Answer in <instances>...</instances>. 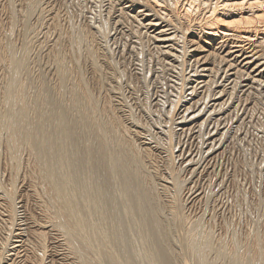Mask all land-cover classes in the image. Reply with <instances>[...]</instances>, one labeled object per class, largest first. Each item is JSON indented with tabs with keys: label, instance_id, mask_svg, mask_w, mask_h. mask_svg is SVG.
<instances>
[{
	"label": "bare ground",
	"instance_id": "bare-ground-1",
	"mask_svg": "<svg viewBox=\"0 0 264 264\" xmlns=\"http://www.w3.org/2000/svg\"><path fill=\"white\" fill-rule=\"evenodd\" d=\"M25 1L27 3V10L25 12V16H27V15H30L35 10V8H37L36 6L38 5L36 2L37 0H25ZM96 1L102 2L104 0H96ZM18 2L19 0H0V27L3 24L2 21L5 20V22L7 23V34L9 36L10 34H12L14 30V26L17 21V16L21 15V14L17 15V10L19 11V8L17 7L20 6L18 5ZM145 2L146 4H148L147 7L152 5L154 9L152 10L158 15L159 13L161 14L160 16H158L159 18H157V14H153L156 16L155 19L160 20L161 22L156 21V23L155 22L153 23V21L150 19L151 16H149L148 13L147 14L144 13L145 9H142V8L143 7L147 8L145 4H143ZM102 3L104 4V2ZM189 3H190L189 7L191 8V6H193V9H194L195 4H196L195 6L196 8L201 7V5L202 6L204 5L205 7V5H211L212 0H191V2ZM192 3H194V5ZM103 4L101 5L103 6ZM213 4L214 5L211 6L212 8L211 7L208 8L209 9L207 11L208 15L206 14V16L203 18L195 17L194 19L192 18L191 15H190L191 17H189V11L191 10L189 9V7H188L189 11H187L188 13L182 12L183 13L182 15L177 16L178 20L183 19L186 22L188 26L186 29L187 30L186 32H188L189 30L192 31V28H194V30H197V32H202L203 34L208 36L210 39L219 38L223 41L228 40L230 45L221 44L219 46L218 48L219 50L217 51V56L219 57L218 59L219 61H217L218 64L217 63L216 65L213 64L212 67H207L206 66L207 61L203 60V58L195 59L193 63H190L189 59L191 58V56H193L192 54L189 53L188 49L190 47L189 48L187 47V44H190V42H188V40L184 37L185 34L183 35V33L181 32L182 37H180V35L178 34V32L180 33L179 26L177 25L179 21L176 22L177 24L167 22L166 18L167 16L172 15V10L168 8L169 5H166V3H164L163 0H107V4L104 5L106 7L102 9L103 11H105L104 14L106 18L102 17L103 19L101 18L102 20H100L101 22L98 24L95 22L97 29L95 31L92 30L95 32L96 35L98 34L100 36L98 38V41L96 39L97 36L89 32L88 30L90 29L89 27L87 28L88 32H86V30L84 32L82 30L84 28L82 29L80 28L81 32L78 30V32L77 31L71 32L69 35L66 34L65 36V39H66L65 41L67 42L68 47L66 48L64 46L66 51H64V48H63L62 52L63 53L66 52L65 56L67 55L68 58L64 56L60 58L59 57L60 54L58 55V52H56V50H51V52L53 51L52 56L53 58H55L57 62L56 64L57 66H55V69L54 68L53 69L57 71L60 68L59 71L61 70L62 73H65V72H68L69 69L70 70L76 69L78 62L80 60V58L78 57L80 55L78 54H81L79 53L80 51L79 48L80 46L83 47L81 43L86 44V49L84 50V47L82 48L83 51H85V53L84 55L83 54L81 55L83 57L85 56L84 58L90 61V64L92 65L91 68L95 70V74H93L95 75V78L92 77L94 84H91L92 86L95 85L94 86L95 87L94 88L95 89V111H94L95 113V136H93L94 135L93 134L91 137L95 140V146H94L95 148L84 145V142H83L84 140L81 137H79L82 135L81 134L78 135V132H77L78 130L77 131L75 130L77 133L73 131L72 126L69 124V122H67L66 113L65 112L58 113V110L57 112H53L52 114H46V113L41 114L40 113L41 114L39 115L40 120H41L40 125L37 124L38 119H36L37 121L36 125H35V122L33 124L36 128H38V131L37 133H32V131L36 132L35 131L36 129L35 127H34L35 130L32 129L33 127L31 126L33 125H31L30 120L27 119L28 113H26L27 110L23 103V98H24L23 82L26 79L23 78L25 79L23 81L20 79V75H22L20 73L22 71H19L22 68L24 69V67H27L29 64L27 65V63H25L24 61L25 59L21 60V59L14 58V53L12 51V46H11L12 43L10 44V42L13 40H11L10 42L4 41L6 39L9 40V38H6L4 36V32L6 30L2 31L0 29V64L3 62L4 66L7 64L10 67L11 69L10 74L6 71L7 74L11 75L9 78L8 85L11 84L14 87V91L8 93V95L6 96V100L9 99V103L12 101L13 106H14L13 108L12 107L10 108V112H9L10 115L8 117V120L5 121V123H3V126L5 124L7 126V129L9 130L7 134V142L10 145V148L13 149L15 154L19 153V150L21 149L23 145H25L27 148L28 146H30V149H28L30 151L28 152L29 154L31 153L30 157L33 156L32 157L33 160L32 158L30 160H32L34 163L33 168H34V175L36 177L34 179L38 178L40 182L43 184L42 190L44 191V194L46 197L47 206L48 208H50V211H51V213L48 212L49 213L48 219L52 220L54 222L52 223L56 224V226H58V228L63 231L64 236H66L65 238H67V242H66L67 245L70 246V248L74 249V251H76L80 255L81 257L80 259H82L83 264H138V263L141 264L142 260H144L142 263L147 262V264H174V262L176 261L172 258L173 256L171 257L173 253H170L169 255L168 246L173 243L169 239L171 237V235L169 237L171 225H173V222H176V223L178 222L179 225L182 226L180 224V221L181 222L183 220L185 221V218H186V216L184 215L185 212L184 214L182 213L183 212L182 209L184 208H182L183 204H181L180 200L184 199L188 203L189 202L188 200L190 198L192 200V197L194 194H196V192L203 191V189L201 191L199 190L201 187L199 188L196 187L197 180L202 178L203 176L202 173L205 171L206 167L209 165L208 163L210 162V160H212L211 155L214 154L218 149L222 148V145L225 144V141L227 142L226 135L229 130L228 128L230 127L228 126V122L232 120L233 118L235 119V122H237L239 117L242 116V113H243L242 111H244L245 109L243 106L245 104V103L243 104V99L246 102L248 101L249 104L255 101L254 100L255 98L249 97V93L251 92L253 86L251 87V85H248V83L246 84L242 83L244 82L245 79L252 80L253 78V77L251 78L247 77L243 79L244 75L249 76V73L246 72V69L249 66H251L253 63H255V61H259L255 64L253 68H256V66L257 68L263 67L261 68V70L259 69L260 71L257 73V75H259L260 77L261 76L264 77L263 75L264 53H259L260 50H258V48L256 51V47H260V46L264 47V7L262 10H260L261 13L251 12V14L249 15L240 14L239 17H237V19L236 18L228 19L229 18L228 14H226L225 12L220 13V11L217 12L218 10L216 9L217 6L218 7L221 6L220 8H226V7L235 8L236 6L237 8V7H242L246 4H248L246 6H248L249 8V7H254V4H257L256 6H258V4L259 5L264 4V0H215ZM136 5L138 6L135 7ZM44 7L41 8L40 10L38 9L40 13L44 12V13L49 14L50 12L48 13L49 11L48 8L45 9ZM86 9L87 8H85V10ZM133 9H135V15L132 16V18H130L128 11H131ZM80 10H81V5H80ZM21 11H19V13ZM76 11L78 10L76 9ZM100 12H101V9H100ZM52 13L54 14V12ZM192 13H194V11ZM44 15L42 17H44ZM106 19L107 21L113 20L114 27L127 25L129 27L135 28V26L132 25L133 22L135 21L138 22V25L136 26V30H133L131 28L133 36L127 39V42L125 41L122 44L120 42V45L118 46L115 42L117 38L110 37L111 39H109L107 37L109 36L108 35L109 33L107 31ZM131 19H134V20H131ZM141 19H146L149 22L144 24ZM51 20L53 21V23L57 22V17L53 15ZM42 21L44 20H41V24H42ZM65 21H67V19ZM70 22L71 21H69V23L67 24L69 25ZM163 22H165L164 25H162ZM56 24L58 25V23ZM53 26L52 27L50 26V27L53 29ZM60 26H63V25H60ZM70 27H71V24H70ZM59 28L60 27L57 28L58 31H59ZM150 28H155L154 30L156 31L159 29V31L157 32V34H150L148 31ZM28 29H31V28H28ZM67 29H70V28H67ZM112 29L115 30V28H112ZM142 29H144V31H142ZM61 30L64 32L62 27H61ZM154 30L151 32H154ZM21 32H23V30ZM25 33L27 35V33L29 32L26 31ZM32 34L35 37L34 33ZM93 35H95V38ZM119 35H122V34H119ZM161 35H164V36L160 37ZM47 36L46 38H48ZM125 36L126 35H124V37ZM24 38H26V36ZM33 38L32 39L30 38V39L33 40ZM30 39H27V40H30ZM108 39L112 40V43L116 45L115 48L112 50V52L109 51L111 49L110 47H108V41H109ZM60 40L59 42L62 41ZM29 42H27V44ZM166 42H171V43L170 45L164 46L163 44ZM42 43L43 42H41V44ZM61 43L58 44L59 47L62 45ZM180 43H182V45H180ZM54 46L52 45V47ZM177 46L180 49H177ZM227 47H228V50L226 51V53H224V55L223 54L221 55V52L225 51ZM23 49L24 51L26 50L28 51L27 53H29L30 49L29 50H27V48H23ZM171 50L178 52L179 55L171 53ZM234 53L235 55L233 56ZM25 54L26 53L24 52V56ZM115 54H116V58L114 57ZM138 54L144 55L145 59L143 58L139 60L138 57L140 55L138 56ZM188 54H190L191 56L188 57ZM232 56L233 58L229 60L227 59ZM185 57H187L188 60ZM49 58H52V57H49ZM63 58L68 59V61L65 60L67 61L65 63V61L62 60ZM239 58H240V62L236 63L239 61ZM85 59L83 61L84 63H85ZM259 59H261L263 62H261ZM52 61L53 59L51 60V62ZM223 62L224 64H222ZM242 62H243L242 66L237 68V66ZM202 63H205V64H202ZM137 65L140 67H136ZM225 65L226 67H224ZM56 67L58 68L56 69ZM242 67L244 68V70H241ZM233 69H235V72L234 71L232 72L234 77L231 80V77L228 75L227 71L233 70ZM220 73H222L223 76H221ZM59 75H57L58 78L62 76L61 77L62 79L59 78V80L60 79L63 80L65 75L64 76L61 74ZM78 75L80 74L78 73ZM76 76H73V77H76ZM66 77L68 80L69 77L68 76ZM79 77H76L77 87L74 85L76 87L77 95L83 98V100L86 101V104L88 106H92L94 104V100L91 97L92 95H90L91 93H89L88 90L85 89V86H83L85 85V83L87 84V82L82 84V81L80 79L82 78L83 80L84 77L83 76H81V78ZM74 80L76 79L74 78ZM260 82H262V80ZM260 82H259V85L262 84ZM74 83L71 82V85ZM67 86L68 85H66V89H67ZM74 86L72 87V89L74 88ZM150 86H152V90H153L152 92H150L151 90H149ZM245 87L247 88L243 89ZM58 88H60V85ZM61 88H64V87L61 86ZM88 88L90 89V87ZM72 89H69V90H72ZM65 90L62 89V92L67 91ZM239 92H241L242 94H246V95L241 96L239 95ZM64 95L65 94H63V96L61 97H64ZM142 95L143 97H141ZM67 96L68 95H66V98ZM171 96L174 97V100L172 99ZM39 97H35V102L41 101L40 99L37 100ZM11 98H13V100H11ZM44 98H47V97H44ZM194 98H197V99L194 100ZM250 98H252L251 101H249ZM32 100L34 101V99ZM210 101H217V103L214 102V104L211 103V105H209ZM258 101L259 100L255 101L253 106L251 105L253 107L252 108L253 111L254 109H256L255 105L259 103ZM6 102L8 103V100ZM41 104H44V103L41 101ZM74 104L76 103L74 102ZM165 104H167V107H170V108L166 109L164 107L166 106ZM186 104H189V105H186ZM195 104L196 105L200 104L201 107L200 109L198 108L199 110L197 111V113L196 112L194 114L192 113L193 115H191L190 117L191 119H193V117H195L196 115L197 116L200 115V113L203 110H205L208 105L211 107V110L209 109V111L206 109L210 115L209 118L205 117L209 119V122L207 121V127L204 126L205 128H203V125L202 127H200L202 123L200 125L197 124L200 128H203L202 130L199 128L200 130L198 131L197 130L198 128L196 126L197 132L196 130L193 131V129H191V127L189 126L188 128H184L183 126L178 128L179 125L187 124V123L182 124V123H185V121H188V119H190V118H187V115L185 114L190 110H195V106H196ZM37 105L38 104H36V107ZM193 107L194 109H192ZM55 108L59 109L58 107H55ZM180 108H183V109L180 110ZM65 109L66 108H64V110ZM40 110H38L37 112H39ZM180 111L181 112L183 111L182 115H179ZM35 113L36 112L34 111V114L33 113L32 114L35 115ZM214 114L219 115V117L217 118L212 117V115ZM5 115L8 116L7 113H5L3 115L4 118L6 117ZM263 116H264V113H263ZM4 118L0 120V123L4 122L3 121ZM49 122L54 123L55 124L54 127L58 128V130L55 131L56 134L54 132L55 135H53V133L50 136L45 134V130L46 129L48 130V128L46 127L48 126ZM53 125L51 126L52 128H53ZM88 125L90 126V124ZM209 125H211V127ZM237 125L239 124L237 123ZM83 126H84L83 129L86 128L85 125ZM1 129L5 130L3 127H1ZM80 129H82V126ZM91 129L89 131V128H88L89 133L92 132ZM43 130L44 132H42ZM47 130H46V133H49V134L50 132H52L51 130L54 131V129H51V128H50V132L49 130L48 131ZM81 132H83V130ZM84 138H85V135H84ZM80 139L83 145L81 144ZM68 140L70 143L68 142ZM67 142H68L67 145L70 144V146H73L71 154H66L67 152L63 153L64 151H62L63 148H65L64 144H66ZM87 142L88 141H86V143ZM91 142L92 141L90 140V143ZM27 143L29 145H26ZM218 154H220L221 156L222 153H218ZM18 157L20 158L21 155ZM15 161H18L17 158ZM84 167H87L89 171L88 172L89 174L86 177V179H84V174H83ZM207 180L208 182H210L209 179ZM203 181L204 180H202V182ZM202 182L200 181L199 183L202 184ZM215 184L213 185V187L215 186ZM219 184H220L219 186H221V183ZM91 185H92V188H91ZM219 186H217L218 189H220ZM210 188L211 186H208V189H209L208 192H210ZM74 189H78L77 190L79 191L78 194L73 193L75 192ZM204 192L205 191H203V193ZM5 195L9 196V192H5ZM207 195L209 196V193ZM35 197H38V196H35ZM7 199L6 201L2 199L3 203H1V206L4 207V210L7 212L6 216L8 217H7L6 223H9L7 224V226L11 228V226L14 224L12 223L14 206H13V203L11 204L12 201L9 202L10 198L8 200ZM208 199L210 198L208 197ZM193 200H196V199H193ZM206 201H204L205 205L202 202L200 203H202L203 206H207ZM210 202H212V200ZM213 203L214 202H212V204ZM218 203L221 204L220 202ZM190 204L188 206H190ZM213 207L215 208V206ZM48 208L46 209L48 210ZM198 209H196L195 211H198ZM2 211H3V208H2ZM195 211H193V213ZM205 212L206 211H204L202 214H204ZM191 213L192 212L190 210L189 214ZM202 214L201 213L198 214L199 215L198 217L201 218L200 215L204 216ZM202 219L203 218L198 220V218L196 217V219L194 220L195 222L192 221L191 228H190V225H188L189 229L187 228V230L185 229L186 231L184 230V232H186V236L185 238H183L184 237V234H183L182 238L185 240L183 245H185L184 247L186 249L184 250L189 254V256H191L195 260V262H192V263L211 264L210 263L211 261L209 262V260L206 259V253L211 248V242L215 246L217 244L213 243V240H212L214 238V237L212 238L213 234L211 235L209 231L203 230L205 221L204 223H202ZM212 219L213 218H211V220ZM186 221L188 222V220ZM3 223H4L3 220L0 221V239H1L0 241H1V245L3 244L6 245V243L8 242L9 236L7 233H6L7 235H3V233L5 234V232H8L10 229L9 228H8L9 230L4 229L8 231L3 232V226L4 225L6 226V223L5 224ZM185 223H184V226L186 225ZM177 224H176V227L179 226V225L177 226ZM176 227L175 228L171 227V229L176 230ZM171 231H174V230H171ZM1 233H2V237H1ZM250 233H251L250 237L247 235L248 237L247 239H249V241L244 238L247 242H249L246 247L247 250L245 252H243L244 249L238 250V247H237L238 243L235 244L237 247L236 249L238 251H242L241 253L236 252L235 249H234L235 251L233 252V247L230 248V246H234L233 244L230 243V246L226 245L227 238L225 239L223 237L221 238L217 237L218 238L217 242H219V245L222 246L223 250L224 249L227 250L228 251L227 253L232 252V255L230 257L228 256L229 259L226 256L229 262L227 263V261L225 260L226 261V262L224 261L225 263L227 264H257L258 262L257 259L261 258L263 251L259 243V239H257V233L255 231H252ZM34 234L35 233H33V235ZM131 234H134V235L132 236ZM232 235H235V233ZM168 239L172 243H170ZM232 239L233 237H231V240ZM244 239L243 241H245ZM37 240H39L38 235H37ZM133 240H136L135 241L136 244L134 245H137L139 247L138 244H140V248H137V246H134L132 244ZM15 241L17 242V240ZM12 248H9V250ZM172 248L174 249L173 246ZM181 249L183 250V247ZM224 251L221 254H226V252ZM209 253L210 252L207 253V256H209ZM72 254H73V250H72ZM0 256H1V253H0ZM184 256H187V255H184ZM189 256L187 257L188 259H189ZM191 257L190 259H192ZM0 258L2 259V256ZM175 259H177V257H175ZM224 262L221 261V264Z\"/></svg>",
	"mask_w": 264,
	"mask_h": 264
},
{
	"label": "rangeland",
	"instance_id": "rangeland-1",
	"mask_svg": "<svg viewBox=\"0 0 264 264\" xmlns=\"http://www.w3.org/2000/svg\"><path fill=\"white\" fill-rule=\"evenodd\" d=\"M95 1L96 0H83V1L82 0H44V1L43 0H37L36 1L37 2V5H38V6H36L37 8H35V10L30 15L25 16V12L27 10V3H26L25 0H19L18 5H20L21 7L19 6L17 8H19V11H21V10H23V11H21L19 13V11L17 10V15H20V14L21 15L20 16H17L16 23L17 22H19V23H17V24L15 23L14 30H13L12 34H10V36L7 34V23L5 22V20L2 21L3 22V24H2L3 27L2 26L0 27V29L2 31H5L6 30L4 32V36L6 38H9V40L6 39V38H4V39H6L4 41L10 42L11 40H13V41L10 42V44L12 43L11 46H12V51L14 53V58L21 59V60H24L25 59L24 60L25 63H27V65L29 64L28 66L25 65L28 68L27 67H24V69L26 71L22 68L24 71L21 69L19 71H22V72L21 73L19 72V73L22 74V75H20V79L22 81L26 79L23 82V91H24L23 103H24L25 108L27 110L26 113H28L27 114V117H28L27 119L30 120L31 125H33L34 122H35V125H36V122H37L36 119H38V123L37 124L40 125V121L41 120H40V116L39 115H41L43 113L52 114L53 112H57V110H58V113L59 112H65L66 115H67V122H69V124L72 126L73 131H75V130L77 131L78 130L77 131L78 132V135L81 134L83 136V137L82 136H79V137H81L84 140L83 141L84 142V145L85 146H91V147H94L95 146V140L93 138H91L93 134H94L93 136H95V113H94V111H95V89H94L95 87L94 86L95 85H93V86L91 85V84H94V81H93V78L92 77L95 78V75H93V74H95V70H93V68H91L92 65L90 64V61L86 60L84 58L85 56L83 57L81 55V54L84 55V53H85V51H83L82 48L84 47V50H85L86 49V44L85 43H81V45H83V47L80 46V48L82 50L79 48V50H80L79 53H81V54H78V55H80L78 57L80 58V60L78 62V65H77L76 69H74L75 71L69 69L68 72H65V73H62L61 70L59 71L60 68L57 71L54 70L55 69V66H57L56 65L57 62H56L55 58H53V56H52V52L53 51L51 52V50H56V52H58V55L60 54V56H59L60 58H62L63 56L66 57V58H68L67 55L65 56L66 52L65 53L62 52L64 46L66 48L68 47L67 42L65 41L66 40L65 39L66 34L69 35L71 32H75V31L78 32V30L80 31L82 28H84V29H82L84 32H85V30H86V32H88V30H89V32H91L92 34H95L94 31L97 29L95 22L98 24V23L101 22L100 20H102L104 17L106 18L105 14H104L105 11H103L102 9L106 7L104 5L107 4V0L102 1V2H104V4L102 2H98V1L95 2ZM163 1H164V3H166V5H169L168 8H170L172 10V15L171 16H167V18L165 17L166 20H167V22H169V23L171 22L173 24H177L176 22L179 21L177 25L179 26L180 33L178 32V34L180 35V37H182V34H181V32H182L183 35L185 34L184 37L188 40V42H190V44H187V47L188 48L190 47L188 49L189 50V53L193 55V56H191L190 54H188V57L191 56V58L189 59L190 60V63H193L195 59H198V58L201 59V58H203V60H206L207 61L206 62V66L207 67H212V65L213 64L216 65V63L218 64V62H217V61H219L218 60L219 57L217 56V51L219 50L218 48H219V46L221 44H224V45L228 44V45H230L229 42H228V40L223 41V40H221L219 38L210 39L208 36H206L202 32H197V30H194V28H192V31L189 30L188 32H186L187 31L186 29L188 27L187 24H186V22L183 19L178 20V18H177V16L182 15L184 12L188 13L187 11H189V9L192 10V11L191 10L189 11V17L192 16V18H194V19H195V17L196 18H203V17L206 16V14L208 15V13H207V11L209 10L208 8H210L212 5H214L213 2H215V0L214 1L212 0L211 5H205V7H204V5L203 6L201 5V7H203V8H201V7L196 8L195 7L196 4L194 5V3H192L194 5V9L195 10L198 9L196 11L193 9V6H191V8L189 7V4H190L189 2H191V0H178L179 2L176 1V0H168V1L166 0L167 2L165 0H163ZM38 2H40V3H38ZM84 2H85V4H84ZM89 2H91V3H89ZM89 4H91V5H89ZM101 4H103V6ZM143 4H145L146 7L148 5V4H146V2L143 3ZM80 5H81V10H80ZM186 5H187V7H186ZM246 5H248V4H246ZM246 5H244L242 7H237V8H236V6H235V8L234 7L220 8L221 6H219V7L217 6L216 9L218 10L217 12L220 11V13L225 12L226 14H228L229 15V18L228 19H235V18L237 19V17H239L240 14H244V15H247L248 14L249 15V14H251V12L261 13L260 10L263 9V7L261 8L259 6V4H258V6H256L257 4H254V7L256 6L255 8L254 7H249L248 8V6H246ZM137 6L138 5H136L135 7H137ZM43 7L45 9L48 8V10H49L48 13L50 12L49 14H51V15H49L47 13H44V12L43 13H40L39 10L41 8H43ZM149 7H151V8H149ZM188 7H189V9H188ZM85 8H87V9L85 10ZM116 8H117V6H116ZM253 8H254V10H253ZM54 9H55V11H54ZM76 9L78 11H76ZM100 9H101V12H100ZM142 9H145V12L144 13H146V14L148 13V15L151 16L150 19L153 21V23L154 22L156 23V21H160V20H156L155 19L156 16L153 15V14H157V13H155L153 11L154 9H153L152 5L148 6L147 8H144L143 7ZM223 9H225V10H223ZM193 11H194V13H192ZM52 12H54V14ZM65 12H66V14H65ZM77 12H79V13H77ZM128 13H129L130 18H132V16L135 15V9H133L131 11H128ZM225 13H223V14H225ZM67 14H69V15H67ZM43 15H44V17L46 19L44 17H42ZM53 15L57 17V22H54L53 23V21L51 20L52 17H53ZM160 15H161L160 13H159V15L157 14V18H159L158 16H160ZM63 18H64V20H63ZM65 18L67 19V21H65L66 20ZM139 18H141V17H139ZM41 20H44V21H42V24L43 25L41 24ZM131 20H134V19H131ZM141 20H142V22L144 24H146V23L149 22L146 19H141ZM182 20H183V22H182ZM69 21H71L70 22L71 27H70V24L69 25L67 24V23H69ZM106 21H107V19H106ZM47 23H48L49 26L47 25ZM52 23L54 24V26H53ZM56 23H58V25ZM65 23H66L67 26L65 25ZM139 23H140V21H139ZM59 24L60 25H63V26H60ZM164 24H165V22L162 23V25H164ZM116 25H117V23H116ZM132 25H134L135 28L134 27H129L127 25L126 26H123L122 25V26L114 27L113 20L107 21L106 26H107V31L109 33L108 34L109 36H107V37L109 39H111V38H117L115 42L119 46L120 45V42H121V44L123 42H125V41L127 42V39H129L130 37L133 36L132 31H131V28L133 30H136V26L138 25V22L135 21V22H133ZM4 26H5V28H4ZM50 26L51 27L53 26V29ZM54 27H55V29H54ZM58 27H60L59 28V31L57 29ZM61 27L64 30V32L61 30ZM85 27H86V29H85ZM88 27L91 30L90 29L87 30ZM91 27H93L94 29L91 28ZM15 28H17L18 30L15 29ZM28 28H31V29H28ZM34 28H35V30H34ZM65 28L66 29L67 28H70V29H67L66 30ZM112 28H115L116 31L114 29H112ZM21 29L23 30V32H21L22 31ZM51 29H52V31H51ZM154 29L155 28H150L148 30L149 33L150 34H157V32L159 31V29L157 31L154 30ZM188 29H190V28H188ZM92 30H94V31H92ZM153 30H154V32H151ZM26 31L29 32V33H27V35L25 33ZM48 31H49V33H48ZM142 31H144V29H142ZM32 33H34L35 37L33 36ZM123 33H124V35H126L125 37H124ZM119 34H122V35H119ZM95 35H93L94 38H95ZM25 36H26V38H24ZM27 36L30 37L31 39L33 37L34 38H33V40H31ZM46 36L48 38H46ZM96 36H97L96 39L98 41V38L100 36L98 34ZM163 36L164 35H161L160 37H163ZM27 39H30V40H27ZM44 40H45V42H44ZM59 40L62 43L59 42ZM180 40H182V39H180ZM24 41H26V42H24ZM31 41H32V43H31ZM27 42H29V43L27 44ZM41 42H43L42 43L43 45L41 44ZM195 42H197V43H195ZM59 43L62 44V45L60 44L61 45L60 47L58 46ZM170 43L171 42H166L163 45L164 46H167V45H170ZM24 45H26V46L28 45V46L26 47ZM52 45L53 46L56 45V46L52 47ZM180 45H182V43H180ZM22 46H23V48H27V50L30 49L29 50V53H27L28 51H26V50L24 51V49L22 48ZM115 46L116 45L114 43H112V40H109L108 41V47H110L111 50H109L107 47L106 48L110 52H112V50L115 48ZM20 47H21V49H20ZM257 48H258V50H260V52L258 51L259 53H264V47H261V46L260 47H256V51H257ZM177 49H180V48H178V46H177ZM33 50H35V51H33ZM227 50H228V47L226 48L225 51L221 52V55L222 54L224 55V53H226ZM64 51H66L65 48H64ZM211 51H213V52H211ZM24 52L27 55L25 54V56H24ZM171 53H174L176 55H179L178 52H175L174 50L173 51L171 50ZM234 55H235V53L233 54V56ZM26 56H27V58H26ZM138 56H139L138 57L139 60L140 59H143V58L145 59L144 55H142V54H138ZM233 56L232 57H229L227 59L229 60V59L233 58ZM49 57H52V58H49ZM114 57L116 58V54L114 55ZM66 58L65 59L63 58L62 60H64V61L67 60L68 61V59H66ZM185 58L188 60L187 57H185ZM52 59H53V61H52L53 63L51 62ZM84 59H85V63L83 62ZM259 60L261 62H263L261 59H259ZM64 61H63V63H64ZM67 61H65V63ZM88 62H89V64H88ZM224 62L222 64H224ZM239 62H240V58H239V61L236 62V63H239ZM257 62H259V61H255V63H253L251 66H249L246 69V72L249 73V76L244 75V78H243V79H245L247 77L248 78L253 77L252 78L253 81L252 80L245 79L244 82H242V83H244V84L248 83V85H251V87L253 86L252 87V90H251L252 93L251 92H250L251 94L249 93V97L255 98L254 99L255 101L259 100L258 101L259 102L258 103L259 105L256 104L255 105V108L256 109H254V111H253V109H252L253 107L252 106L254 105V102L255 101L253 100L254 102H252V103L249 104L248 101L246 102L243 99V104L245 103L243 106H244L245 109H244V111H242L243 112L242 113V116L239 117V119H238L237 122H235V119L234 118L228 122V126H230V127L228 128L229 130H228V133L226 135L227 142L225 141V144L222 145V148L218 149L214 154L211 155V159L212 160H210V162L208 163L209 165L206 167L205 171L202 173V175H203L202 178H200V179L197 180L196 187H198V188L201 187L199 190L201 191L203 189V191H205V192L204 193H203V191L196 192V194L193 195L192 200H191V198L188 200L189 201L188 203L184 199H182V200H184L185 203H184V201L180 200L181 201V204H183L182 205L183 206L182 208H184V209H182V211H183L182 213L184 214V212H185L184 215L186 216V218H185V221L183 220L184 222L183 221L182 222L180 221V224L183 227L180 226L178 222H177L178 224L176 222H173V225L174 226L171 225V227H174L175 228L176 227V224H177V226L178 225L179 226L176 227V230L177 231L175 229H171V227H170L169 237H170V235H171V237L169 239L173 243L168 239V241H170V243H172L171 245L168 246V253H169V255H170V253H173L174 254V255L173 254L171 255V257L173 256L172 258L174 260H176L174 262V264H176L177 262H178L177 264H184V263L185 264H194L192 262H195V260L191 256H189V254L185 251L186 250L185 247H184L185 245H183V243H184L185 240L183 238H185V236H186V232H184V230L185 229L187 230V228L189 227L188 225H190V228H191L192 221H194L196 219V217L198 218V220H200L201 218H203L202 219V223H204V221H205V224H204L205 227L203 226V230L204 231H209L211 233V235L213 234L212 238L213 237L215 238V239L214 238L212 239L213 240V243L214 244H217L216 246H218V247H216L211 242V248H210L209 251H207V253L210 252L209 253V256H207V253H206V259L209 260V262L211 261L210 262L211 264H218V263L221 264V261L224 262L225 260L228 263L229 262L228 259L232 255V252L227 253L228 252L227 250H225V249H224L225 251L223 250L222 246L219 245V242H217L218 241V238L217 237H219V238L223 237L225 239L227 238V241H226L227 244L226 245L227 246H230V243L233 244L234 246H230V248L233 247V252L236 250V252H240L241 253L242 251H238V250L239 249L240 250H243L244 249L243 252H245L247 250L246 247H247V245H248L249 242H247L245 239L248 238L247 235L250 237V235H251L250 232H252V231H255L257 233V239H259V243H260L261 248H262V251H263V253L261 255V258L257 259V261H258L257 264H264V116H263V113H264V82H263L264 81V77H262V76L260 77L259 75H257V73L263 67H258L257 68V66H256V68H253ZM137 63H138V61H137ZM202 64H205V63H202ZM242 64H243V62L240 63L239 64L240 66L238 65L237 68L238 67H241ZM0 65H1L0 66V90H1L0 91V120H2L4 118L3 115L5 113H7V115H8V116L5 115L6 117L3 120L4 122L1 121L2 123H0V135H1L0 136V198L3 195L2 198L0 199V207H1L0 208V216L2 217V218L0 217L1 218L0 221L3 220L4 221L3 224H5L7 222V217L8 216H6L7 215V212L4 210V207L1 206V203H3V200L2 199H4L6 201L7 198L8 199L10 198V201L9 202L12 201L11 204L13 203V206H14L13 222H12L14 224L11 226V228H9L7 226V224H9V223H6V226L4 225L5 228L3 226V232L4 231H8L9 229H10L9 230L10 232L8 231V232H5V234L3 233V235H7L8 234V236H9L8 242L6 243L7 246L5 244L1 245V241H0V251H1L0 253H1V256H2V259L0 258V264H8L9 261H10L9 264H27V263L28 264H79V263L80 264H83L82 259H80L81 258L80 255L76 251H74V249L70 248V246L67 245V243H66L67 242V238H65L66 236H64L63 231L61 229H59L58 226H56V224H53L54 222L52 220H49L48 219L49 218L48 217V214L51 213V211H50V208H48V206H47L46 197H45L44 191L42 190L43 189V186H42L43 184L40 182V180L38 178L37 179H34L36 177L34 175V168H33L34 163L32 161L33 160V158H32L33 156L31 155L32 157H30V154L31 153L29 154V152H28V151H30V150H28V149H30V146H28V148H27L25 145H23L22 147H24V148L21 147L22 150L21 149L19 150V153L20 152L21 153L20 154L19 153L18 154H15L14 151H13V149L10 148V145L7 142V134H8V131L9 130L7 129V126L5 124L3 126V123H5V121L8 120V117L10 115L9 114L10 108L11 107L13 108L14 106H13L12 101L9 103V99H7L8 100V103L6 102L7 101L6 100V96L8 95V93L14 91V87L11 84L8 85L9 78L11 76V75H9L10 72H11L10 71L11 70L10 67L7 64L4 66L3 65V62ZM138 65L136 67H140ZM201 66H203V65H201ZM224 67H226V65ZM57 68L58 67H56V69ZM77 70H78V72H77ZM241 70H244V68L242 67ZM6 71L9 74H7ZM93 71H94V73H93ZM233 71L235 72V69L227 71L228 72V75L231 77V80L234 77L233 76V73H232ZM23 72H25V73H23ZM82 72H83V74H82ZM78 73L80 75H78ZM25 74L26 75L28 74V75L26 76ZM59 74H61L63 76L65 75V77L68 76L69 79L67 80V77L66 78L64 77L63 80H61L62 79L61 78L62 76H61V77H59V78H61L59 80V78L57 76ZM76 74H77V76H76ZM220 74H221V76H223L222 73H220ZM263 75H264V71H263ZM56 76H57V78H56ZM73 76H76V77H79L80 76L79 78H81V76L84 77L83 80H82V78L80 80L82 81V84L85 83V82H87V84L85 83V85H83V86H85V89L88 90L89 93H91L90 95H92L91 97L94 100V104L92 106H88L86 104V101H84L83 98H81L79 95H77V91H76L77 78L76 77H73ZM23 78H25V79H23ZM74 78L76 80H74ZM90 79H91V81H90ZM259 80L260 81L262 80V82H260ZM36 81H38V82H36ZM71 82L72 83L75 82V83L71 85ZM259 82L262 83V84L259 85ZM69 84L71 85V87H70ZM59 85H60V88H61V86L64 87V88H61V89L58 88ZM66 85H68L67 86V89H66ZM256 85H258V86H256ZM73 86H74V88L72 89ZM88 87H90V89L91 88H93V89L90 90ZM246 88L247 87H245L243 89H246ZM25 89H27V90H25ZM62 89H64V90L66 89L69 93L66 90L65 91L67 93L66 92H62ZM69 89H72V90H69ZM73 90H75V91H73ZM149 90H151L150 92L153 91L152 90V86H150V89ZM70 91H72V92H70ZM60 92L63 93V94H65L64 97H61V96H63V94H61ZM70 93H71V95H70ZM242 93H243V91H242ZM242 93L239 92V95H241V96L246 95V94H242ZM245 93H247V92H245ZM45 94H46V96H45ZM58 94H60V95H58ZM66 95H68L67 98H66ZM160 95H161V93H160ZM73 96H74V98H73ZM35 97H39L38 99L37 98L36 99L37 100L40 99L44 104H41V101H37V100L36 101L39 102V103L35 102ZM44 97H47V98H44ZM141 97H143V95ZM71 98H73V99H71ZM32 99H34V101ZM172 99L174 100V97H172ZM196 99L197 98H194V100H196ZM251 99L252 98H250L249 101H251ZM11 100H13V98H11ZM155 101H153V102H155ZM261 101H263V102H261ZM74 102L76 104H74ZM214 102L217 103V101H210L209 102V105H211V103L214 104ZM36 104H38L37 107H36ZM167 104H165L166 106H164L166 109L170 108V107H167ZM186 105H189V104H186ZM186 105H185V107H186ZM209 105L206 107V109L208 111H209V109L211 110V107ZM250 106H251V108H250ZM55 107H58L59 109H57ZM200 107H201V105L199 104V105H196L195 106V110L188 111L185 114V115H187V118H190L191 115H193L195 112L197 113V111L200 109ZM40 108H41V110H40ZM64 108H66L67 111H66V109L64 110ZM182 109L183 108H180V110H182ZM192 109H194V107ZM206 109L203 110L204 112L202 111L200 113V115H198V116L196 115L197 117L196 116L193 117L194 120L190 118L191 120L188 119V121H185V123H182V124H186L187 123L186 125H179L178 128H180L181 126H183L184 128H188V126H189V127H191V129H193V131H195L197 128H198L197 130L199 131L200 129L202 130L203 128L207 127V121L209 122V119H207V118H209L210 115H209V112H207ZM38 110H40L41 112L40 111L37 112ZM34 111L37 113V114L35 113L36 116L33 115L34 114ZM91 113H92V115H91ZM182 114H183V111L182 112L180 111V114L179 115H182ZM30 116L33 117V118H35V119L31 118ZM37 116H39V117H37ZM205 117H207V118H205ZM212 117L217 118V117H219V115H215L214 114V115H212ZM258 118H259V120H258ZM177 121H178V119H177ZM237 123L239 125H237ZM53 124L54 123H50L49 122V124H48V126L46 128H48L49 132H50V128L51 129H54V131L51 130L52 132H50V134H49V133H46V130H47L46 129L45 130V134L46 135L50 136L52 133H53V135L56 134L55 131H57L58 128L57 127L55 128L54 127L55 124L54 125ZM88 124H90V126ZM197 124L198 125L201 124L200 127H202V125H203V128H200ZM52 125H53V128L51 127ZM80 125L82 126V129H80L81 128ZM83 125H85L86 128H84V129L87 132L83 129V127H84ZM194 125H195V127H194ZM87 126L89 128V131L92 128L91 129V131H92L91 133H89ZM91 126H93V127H91ZM196 126H197V128H196ZM209 126L211 127V125H209ZM1 127H3L5 130H2ZM31 127H33L32 128L33 130L36 129L35 130L36 132L32 131V133H37L38 128H36L34 125L31 126ZM34 127H35V129H34ZM6 129H7V131H6ZM234 129H235V131H234ZM80 130L81 131L83 130V132H81ZM197 130H196V132H197ZM42 132H44V130ZM54 132H55V134H54ZM84 135H85V138H84ZM86 138H87V140H86ZM85 140L88 141L89 144H88V142L86 143ZM90 140L92 141L91 143H90ZM68 142H69V140H68ZM68 142L66 144H64L65 145V148H63L62 151H64L63 153H66L67 152L66 154H71L72 147L73 146H70V144L67 145ZM80 142L83 145L81 139H80ZM26 145H29V144L27 143ZM64 145H63V147H64ZM218 153H222L221 156ZM17 155L18 156L21 155V157L19 158ZM16 158H17L18 161H15ZM31 158H32V160H30ZM31 163H33V164H31ZM11 164L14 165V166H12ZM13 171H15V172H13ZM88 172L89 171H88L87 167H84L83 168L84 179H86V177L88 176V174H89ZM214 172H215V174H214ZM13 173H14V175H13ZM206 174H207V176H206ZM20 177H22V178H20ZM204 178H206V179H204ZM207 179H209L210 182H208ZM202 180H204V181L202 182ZM198 181L199 182L201 181L202 184L199 183ZM218 182L221 183V186L222 187L219 186L220 184ZM198 184H200L201 186L198 185ZM214 184H215V186L213 187ZM208 186H211L210 192H208L209 191ZM217 186H219L220 189H218ZM91 188H92V185H91ZM212 188H214L216 191L214 189H212ZM74 190H75V192H73ZM74 190L72 192L74 194L75 193L78 194V192H79V191H77L78 189H74ZM5 192H9V196H6L5 195ZM202 193H203V195H202ZM208 193H209V196L207 195ZM40 194H41V196H40ZM212 194H213V196H212ZM35 196H38V197H35ZM208 197L210 199H208ZM193 199H196V200H193ZM209 200L210 201L212 200V202H214V203L212 204V202H210ZM204 201H206V205L207 206H203L202 205V203H204V205H205V202ZM217 201L220 202L221 204H219ZM200 202H202V203H200ZM189 204H190V206L191 205L192 206L191 207L188 206ZM208 204H209V206H208ZM213 206H215V208ZM194 207H195V209H194ZM198 207H199V209H198ZM205 207H206V209H205ZM2 208H3V211L5 213L2 211ZM46 208H48V210ZM44 209H46V210H44ZM196 209H198V211H195ZM190 210L192 212L191 214H189L190 213ZM203 210L206 211L204 214H202L204 212ZM193 211H195V212L193 213ZM2 213H4V214H2ZM200 213L202 215H204V216H201L200 215L201 218L198 217L199 216L198 214H200ZM196 214H197V216H196ZM191 215H192V217H191ZM210 217L213 218V219L211 220ZM45 219H46V221H45ZM47 219H48V221H47ZM190 219H191V221H190ZM186 220H188L189 223ZM206 220H207V222H206ZM185 222H187V223H185ZM228 222L230 223V225H229ZM184 223L186 224L185 226H184ZM206 223H207V225H206ZM227 223H228L229 226L227 225ZM208 224H210V225H208ZM210 227H211V229H210ZM4 229H8V230H4ZM182 229H183V231H182ZM171 230H174V231H171ZM228 230H230V231H228ZM32 232L35 233V234L37 233V234L36 235L35 234L33 235ZM234 233H235V235H232ZM248 233H250V234H248ZM183 234H184V237H183ZM37 235H38V239L39 240H37ZM131 235L133 236L134 234H131ZM180 236H181V238L182 237L183 238L181 239ZM1 237H2V233H1ZM231 237H233L232 240H231ZM243 239L245 241H243ZM15 240H17V242ZM40 240H41V242H40ZM247 240L249 241V239H247ZM135 241L136 240H133V242H132L133 245L136 244ZM181 242H182V244H181ZM236 243H238V245H237L238 250L236 249L237 248L236 245H235ZM138 245H139V247L137 245H134V246H137V248H140V244H138ZM172 246L174 247V249L172 248ZM181 246L183 247V250L185 249L184 251L181 249L182 248ZM12 247H14V248H12ZM214 247H216V248H214ZM241 247H243V248H241ZM9 248H12V249L9 250ZM146 248H148V247H146ZM27 249H29V250H27ZM72 250H73V254H72ZM223 251L226 252L227 255L226 254H221V253H223ZM174 252H176L178 254V256ZM216 252H218V253H216ZM9 253H10V255H9ZM184 253H186V254H184ZM66 254H67V256H66ZM184 255H187V256H184ZM220 255H221V257H220ZM174 256L177 257V259H175ZM188 256H189V259L187 258ZM226 256L227 257L229 256L228 259H227ZM190 257L192 259H190ZM209 257H210V259H209ZM224 257H226V258H224ZM212 258H214V259H212ZM29 259H30V261H29ZM11 260H13V261H11ZM213 260H215L216 262L213 261ZM37 261L40 262V263H38ZM143 261L144 260H142V262ZM140 262H141V260H140ZM142 262H141V264H144V263L147 264V262H144V263H142ZM224 263H222V264H224ZM227 263H225V264H227ZM138 264H140V263H138Z\"/></svg>",
	"mask_w": 264,
	"mask_h": 264
},
{
	"label": "snow or ice",
	"instance_id": "snow-or-ice-1",
	"mask_svg": "<svg viewBox=\"0 0 264 264\" xmlns=\"http://www.w3.org/2000/svg\"><path fill=\"white\" fill-rule=\"evenodd\" d=\"M259 6H260V7H264V4H260Z\"/></svg>",
	"mask_w": 264,
	"mask_h": 264
}]
</instances>
